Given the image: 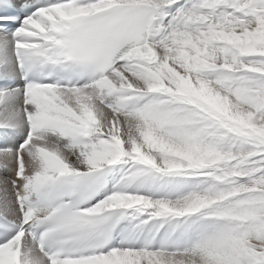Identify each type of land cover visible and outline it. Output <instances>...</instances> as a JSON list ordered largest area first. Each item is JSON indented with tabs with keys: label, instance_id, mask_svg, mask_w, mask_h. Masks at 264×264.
I'll list each match as a JSON object with an SVG mask.
<instances>
[{
	"label": "snow or ice",
	"instance_id": "obj_1",
	"mask_svg": "<svg viewBox=\"0 0 264 264\" xmlns=\"http://www.w3.org/2000/svg\"><path fill=\"white\" fill-rule=\"evenodd\" d=\"M0 264H264V0H0Z\"/></svg>",
	"mask_w": 264,
	"mask_h": 264
}]
</instances>
